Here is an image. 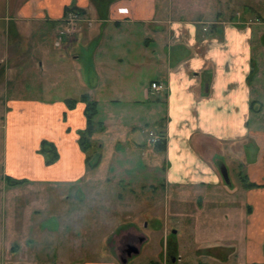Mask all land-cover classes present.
<instances>
[{
  "label": "crops",
  "instance_id": "crops-1",
  "mask_svg": "<svg viewBox=\"0 0 264 264\" xmlns=\"http://www.w3.org/2000/svg\"><path fill=\"white\" fill-rule=\"evenodd\" d=\"M220 3L196 0L193 14L186 0H0V34L8 45L4 61H0V65L5 63L0 84L6 98L13 101L4 127L0 178L26 180L21 185L47 181L91 184L88 193L80 187V193L73 195V200L83 203L78 206L81 210L73 206L70 210V217L83 211L82 223L88 231L93 210L106 213L101 219H113L116 214L121 217L116 212H125L126 199L132 203L135 189L131 185L143 178L115 173L113 162L122 161L121 152L128 153L117 151L120 143H134L136 155L128 153L124 162L134 163V156L148 158L145 179L151 180L150 189L159 188L155 169L161 166L159 185L164 192L178 195V201L198 190L213 207L224 202L227 212L248 210L251 225L245 228L261 226L259 213L252 216L251 212L263 210L264 203L254 199L253 211V198L244 202L246 188H236L230 173L238 167L239 177L264 185V15L248 0V11L224 21L217 8ZM70 7L79 9L86 20L75 43L59 49L54 44L56 32ZM208 21L215 25L203 31L206 26L202 23ZM34 51L39 58L32 57ZM66 78L71 79L72 87L61 86ZM155 81L163 82L165 90H152ZM33 82L41 95L24 96L33 89ZM84 94L98 102L99 130L92 143L100 149L97 164L106 163L107 170L100 174L90 171L88 152L79 144L80 131L87 127L86 103L80 100ZM69 98L79 100L74 108L67 106ZM137 128L146 141L139 135L135 138ZM150 131L162 139L152 144ZM44 139L55 143L59 152V159L50 165L39 153ZM101 181L104 189L99 192ZM122 182L131 186L126 197L118 191L121 188L110 195L105 190ZM4 189L0 201L11 204V192ZM208 190L214 192L212 199ZM246 191L261 196L257 189ZM89 195L97 199L91 201ZM109 196L113 197L105 198ZM165 211L169 212V205ZM57 217L51 214L42 222L57 230ZM120 217L113 229H122L114 237L127 233L129 224V228H137L132 222L121 223ZM126 218H132L129 210ZM162 221L166 230L167 218ZM196 250L201 257L198 253L191 256L193 262L184 258L183 264H246L236 261L235 251L217 255L215 263L210 255L201 254V248ZM141 251L142 247L138 254ZM163 251L155 252L150 263L182 264L175 257L169 262ZM104 253L103 249L99 256ZM178 259L182 261L183 256Z\"/></svg>",
  "mask_w": 264,
  "mask_h": 264
},
{
  "label": "rangeland",
  "instance_id": "rangeland-1",
  "mask_svg": "<svg viewBox=\"0 0 264 264\" xmlns=\"http://www.w3.org/2000/svg\"><path fill=\"white\" fill-rule=\"evenodd\" d=\"M195 1L196 0H186L187 4H191V11L193 14L196 13L194 8ZM217 1H221V5L219 4L217 8L221 10V19L223 20L226 18L224 21H227L228 17L232 15L236 17L237 12L249 10V5L245 3L248 0ZM15 4L12 5L13 10ZM252 4L264 15V0H256V3L252 0ZM198 24L201 25V23ZM202 25H205L206 28L210 30L215 23L208 21L202 23ZM18 26L21 27V24L18 23ZM82 26L83 22L79 24L76 37L73 38L71 42L68 41L70 39L66 38V41L63 42L61 47L56 45L59 29L55 36V46L59 49L72 46L81 32ZM2 29L3 27L0 26L1 31H3ZM203 31H206V29ZM16 39L19 40L20 38L17 37ZM6 47H8V45L4 43L3 36L0 34L1 62L4 61V48ZM23 51L24 50L21 52ZM22 56L24 57L26 55L23 54ZM39 56L40 54L34 51L32 57L39 58ZM4 64L0 65L1 73L5 70ZM146 73L147 72H143V75ZM147 75L149 76V73H147ZM152 77L155 78V75ZM152 77L150 76V78ZM71 82V79L66 78L63 80L61 86L70 88V86L72 87L73 85ZM30 85L33 89H28V92L25 93L24 96L37 97L41 95L38 91L37 83L33 82V84ZM9 86L10 88L13 87L11 84ZM3 89V85L0 84V156L4 151V143L6 141V129L4 128L6 116L7 113L9 114L10 105H13V101H9L6 98ZM90 99L94 100L92 98ZM95 122L97 123L96 117ZM96 128V131L99 130L98 125ZM134 131L136 133L135 138H138L139 135V138L141 137L143 142L146 136L142 133V130L137 128ZM144 141H146V139ZM115 144L116 143H114V148H116ZM120 144L121 146L117 148V151H123L125 149V151L132 154V156L136 155L134 153L136 152L134 143ZM99 151L100 149L97 143L88 151V154H90V156L92 155L93 161L97 160ZM121 154H123L124 157L127 155L126 153L124 154V152H121ZM124 157L120 158V161L122 160L121 162H118V160H115L116 163L113 162L115 173L122 172V175H129L131 177L134 173L136 176L143 178L140 182H137V185H131L135 189V194H130L132 203L128 202V199H126V202H124V207L126 208L125 212H116L120 214L121 217L116 214L113 219H111L110 216L107 217L108 219H101L100 216H105L106 213H103L102 210L99 211V209L98 211L93 210L91 212L92 224L90 229L88 228V231L84 228V224L82 223L85 215H82L83 211H80L74 217H70V210L73 209L72 206L74 210H81L78 206L83 205V203L79 204V201L73 200L75 199L73 195L78 192L80 187L88 193L92 190L91 184L89 186L85 185L84 181L75 184L70 182H56L52 184L47 181L29 182L25 185H21V183L10 184L7 179L4 180L0 178V190L5 188L4 190L6 193L8 191L11 192L12 198L11 204H9L10 202L8 201L4 205V201H0V205H3L2 207L0 206V264H122L120 259V248L122 246V241H125L127 237L130 236H122L127 233L117 235L118 237L113 236L114 232L122 229H113L115 228L113 226L116 225L118 217H120L119 220L121 223L123 222V224L132 222L137 225V228H129L131 224L127 225L126 227L129 228H127V232L132 231L134 232L133 236L142 235L145 237L142 243L143 245L140 246V249L142 247L141 253L135 256L132 255V257L128 258L127 264H151L150 260L155 252L163 251V248L169 262L173 261V257H175L176 263L181 262L183 264L184 258L185 261L193 262L191 256L197 253L199 255L200 252L196 249L201 248V251H203L201 254H204V256L210 255L211 257L209 260H213L215 263L217 262L213 258H216L217 255H222L223 252L227 251H235L237 252L235 256L236 261L246 262V264H264V209L256 212L254 204L257 198H259L261 203H264V185L262 183L256 182V186H247L244 180L238 175L240 170L238 167L233 169L230 173V182H232L236 188L239 189L245 186L246 189H257L261 193V196L257 194L256 197L251 194L254 192L253 190L251 193L246 191V189L244 191L245 194L242 199L245 202L253 198L251 206L253 211L255 208V213L251 212V214L252 216H257L259 213L260 218L258 222L261 224V226H251L247 229L245 227L251 225L249 221L250 213H247L248 210L235 211L234 213L232 212L233 210L227 212L228 206L224 202L217 203L218 205H214L213 207L207 203L204 193L198 190L197 192H189L188 196L182 195V197H180L181 201H178V195H174L172 192L169 193L168 190L167 193L164 192L159 185L163 176L161 166H156L155 169L157 179L155 184H157L159 188L152 190L149 187V181L151 180L145 179V175L148 174L149 171L148 160H146L148 158L141 157L138 160L137 156H134V163L130 164L128 161L124 162ZM13 165L11 164L10 166L12 167ZM97 165L92 167L90 171L100 174L107 170L106 163L102 162L99 163L98 166ZM125 182L127 181H124V183ZM101 183L104 184V181L98 183V187L100 188L99 192H101L103 188ZM124 183L122 182L121 186H116L114 183L115 189L110 185V187L105 190H107V193L110 195L114 194L116 189L121 188L118 191L126 194L124 195L126 197L129 195H127V193L131 186H126ZM127 183L130 182L128 181ZM207 193H210L212 199V194H214V192L208 190ZM1 194L2 192L0 191V195ZM67 195H70V198L69 196L67 197ZM112 197L113 196H109L105 198L110 199ZM175 197L177 199H175ZM88 198L92 201L97 199V196L94 197V195H89ZM96 203L98 202L96 201ZM149 203H151V205H149ZM154 203L156 204L155 208ZM87 205L92 206V203H87ZM166 205H169V212H164ZM127 209L129 213L132 214L131 220L128 218L124 219L125 216L128 215ZM51 214H57V218L60 220V228L57 230L56 228L53 230L51 226L48 224L45 225V223L42 222L48 220ZM166 218L168 227L165 230L162 220ZM1 219L4 220V223ZM4 224L7 227L4 226ZM42 225H44V227ZM56 233H60V235L57 236ZM69 233L71 236H74L72 239L69 238ZM106 233L108 234L107 236H105ZM245 233H249L247 237H245ZM51 235L53 236L51 237ZM163 236H166L165 241L162 239L164 238ZM147 238H149L148 241H146ZM101 249L105 251L102 257L99 256L100 251H102ZM179 256H183L182 261L178 259ZM198 257L201 256L199 255Z\"/></svg>",
  "mask_w": 264,
  "mask_h": 264
},
{
  "label": "trees",
  "instance_id": "trees-1",
  "mask_svg": "<svg viewBox=\"0 0 264 264\" xmlns=\"http://www.w3.org/2000/svg\"><path fill=\"white\" fill-rule=\"evenodd\" d=\"M80 100L86 103L85 115L87 117V127L80 131L79 144L84 151L88 152L93 145L92 136L94 132H96V126H99V123L95 122V117L98 113V102L96 100H91L87 94H84ZM78 101L79 100L77 99L69 98L66 100V103L69 108H74ZM39 153L45 156L47 165L53 164L59 159L57 146L55 143L46 139L42 140ZM91 156L88 154L87 163L89 166L95 167L98 163V158L96 161H93ZM7 180L10 184H20L26 182L24 179H15L12 177H9ZM243 180L247 186H256L253 182H249L245 179Z\"/></svg>",
  "mask_w": 264,
  "mask_h": 264
},
{
  "label": "built area",
  "instance_id": "built-area-1",
  "mask_svg": "<svg viewBox=\"0 0 264 264\" xmlns=\"http://www.w3.org/2000/svg\"><path fill=\"white\" fill-rule=\"evenodd\" d=\"M85 20V15L79 9L70 7L60 20L62 26L60 31H58L59 35L57 36L56 45L61 47L63 42L66 41V38L70 39L68 41L71 42V40L76 37L79 24ZM205 29L207 28L205 27ZM165 88V84L161 81L151 83V89L156 92H162ZM149 136L152 144L157 143L162 139L161 135L154 131H150Z\"/></svg>",
  "mask_w": 264,
  "mask_h": 264
},
{
  "label": "water",
  "instance_id": "water-1",
  "mask_svg": "<svg viewBox=\"0 0 264 264\" xmlns=\"http://www.w3.org/2000/svg\"><path fill=\"white\" fill-rule=\"evenodd\" d=\"M127 235L130 237L122 241V246L120 248V259L122 264H127L128 258L140 252V246L145 240V237L142 235H134L133 237V232H127V234H123L122 236L126 237Z\"/></svg>",
  "mask_w": 264,
  "mask_h": 264
},
{
  "label": "flooded vegetation",
  "instance_id": "flooded-vegetation-1",
  "mask_svg": "<svg viewBox=\"0 0 264 264\" xmlns=\"http://www.w3.org/2000/svg\"><path fill=\"white\" fill-rule=\"evenodd\" d=\"M134 237V236H133Z\"/></svg>",
  "mask_w": 264,
  "mask_h": 264
}]
</instances>
